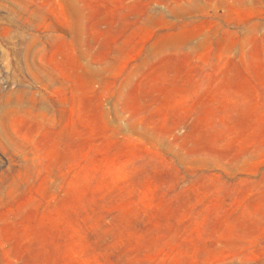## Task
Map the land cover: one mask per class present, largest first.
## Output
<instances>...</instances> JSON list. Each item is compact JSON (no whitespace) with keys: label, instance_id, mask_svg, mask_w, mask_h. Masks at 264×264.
<instances>
[{"label":"rangeland","instance_id":"374dc122","mask_svg":"<svg viewBox=\"0 0 264 264\" xmlns=\"http://www.w3.org/2000/svg\"><path fill=\"white\" fill-rule=\"evenodd\" d=\"M0 264H264V0H0Z\"/></svg>","mask_w":264,"mask_h":264}]
</instances>
